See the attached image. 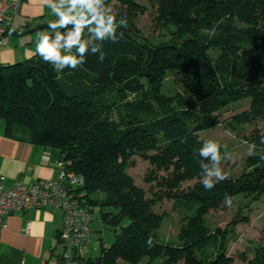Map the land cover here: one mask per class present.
Here are the masks:
<instances>
[{"label": "trees", "instance_id": "trees-1", "mask_svg": "<svg viewBox=\"0 0 264 264\" xmlns=\"http://www.w3.org/2000/svg\"><path fill=\"white\" fill-rule=\"evenodd\" d=\"M148 1L163 4L159 11L167 34L141 36L130 10L137 3L117 0L114 7L105 0L116 20L126 23L117 27L115 42H90L85 63L75 70L58 74L38 53L0 64V119L8 133L58 149L84 177L92 212L98 207L115 233L109 247L101 243L97 264L157 258L161 264H232L227 253L232 227L247 217L239 214L210 229L206 215L225 205L226 194L234 197L232 204L241 194L244 205L262 207L264 160L208 190L201 165L210 161L199 155L204 140L198 132L215 126L217 114L239 100H250L253 115L264 113V0ZM95 47L100 52L93 53ZM170 73L185 91L171 96L161 91ZM134 154L153 168L145 180H156L154 197L146 198L124 171ZM157 170L164 174L156 175ZM193 179L191 187L180 189ZM163 198L187 210L180 244L158 239L164 214L153 207ZM204 244L212 250L202 261L194 250ZM246 264H264V244L255 246Z\"/></svg>", "mask_w": 264, "mask_h": 264}, {"label": "rangeland", "instance_id": "rangeland-1", "mask_svg": "<svg viewBox=\"0 0 264 264\" xmlns=\"http://www.w3.org/2000/svg\"><path fill=\"white\" fill-rule=\"evenodd\" d=\"M137 7L132 6L134 23L145 38L155 37L159 34H167L169 27L163 25V17L160 14V8L163 6L157 1L131 0ZM111 6L119 7L117 0H111ZM111 8V7H110ZM113 11V9L111 8ZM239 26H249L243 21H238ZM90 25L89 27H94ZM89 35L85 28L84 36ZM166 39V38H164ZM213 58H216L217 52H213ZM161 91L168 96L177 92L185 91L184 85L178 80L176 75L170 73L163 81ZM251 103L248 98L231 103L217 114L218 123L211 128L198 132L202 140H214L221 145V156H224L225 150L231 154L230 159L221 161V168L228 174L229 178L238 177L242 171L248 169L255 162L258 163L264 157V113L253 115L250 111ZM255 144V154L249 155L250 144ZM264 160V159H262ZM152 166L149 161L139 154L129 157L124 167L125 173L132 179L135 185L145 191V197H154L153 193L158 191L156 180L145 178L150 175ZM156 175H163L164 172L157 170ZM203 177V176H202ZM202 180V178H201ZM195 179L181 183L180 189L186 190L191 187ZM97 197L101 196L96 193ZM242 195L236 197V202L229 205H222L217 210H210L206 215V223L210 229L215 226L224 227L234 217L239 214L245 215L248 222L236 221L233 225L232 239L227 245V253L233 258L232 264H246L252 257L255 246L264 244V205L248 206L242 203ZM264 203V200L261 201ZM249 204V203H248ZM253 205V204H252ZM92 240L86 246V253L91 257L99 255L101 243L104 247H109L114 240V228L102 221L98 207H94ZM153 210L157 213H163V222L160 225L157 234L159 241L165 243L180 244L178 233L182 226L183 215L186 213L184 207L175 205L173 199L163 198L158 201ZM123 221L122 224H125ZM211 248L205 244L196 248L194 254L198 260H208L211 255ZM144 259L139 264H161L159 258L151 263ZM179 260L177 264H183ZM118 264H126L118 259Z\"/></svg>", "mask_w": 264, "mask_h": 264}, {"label": "crops", "instance_id": "crops-1", "mask_svg": "<svg viewBox=\"0 0 264 264\" xmlns=\"http://www.w3.org/2000/svg\"><path fill=\"white\" fill-rule=\"evenodd\" d=\"M50 0H25L18 13L9 17L8 43L0 46V64L24 61L36 54L37 33L47 32L57 19ZM56 148L35 144L6 131L0 119V177L4 189L15 180L29 184L59 177ZM0 227V264H56L61 252L58 233L61 212L57 208H31L7 216Z\"/></svg>", "mask_w": 264, "mask_h": 264}, {"label": "built area", "instance_id": "built-area-1", "mask_svg": "<svg viewBox=\"0 0 264 264\" xmlns=\"http://www.w3.org/2000/svg\"><path fill=\"white\" fill-rule=\"evenodd\" d=\"M25 0H0V46L8 43L9 17L18 13ZM69 161L60 158L57 162L59 177L39 179L26 184L15 180L4 189L0 177V227L4 219L31 208H57L61 212V228L58 242L61 252L56 264H97L95 257L86 253V246L92 240L93 212L84 196V177L71 170Z\"/></svg>", "mask_w": 264, "mask_h": 264}, {"label": "clouds", "instance_id": "clouds-1", "mask_svg": "<svg viewBox=\"0 0 264 264\" xmlns=\"http://www.w3.org/2000/svg\"><path fill=\"white\" fill-rule=\"evenodd\" d=\"M49 3L57 17L56 20L48 23L54 35L47 32L37 33L36 53L44 62L50 63L58 74L65 68L75 70L83 65L90 42H102L105 39L115 42L118 39L117 27L126 23L123 18L116 20L111 8L106 6L105 0H50ZM69 25L73 27L69 29ZM90 25L95 26L89 27ZM85 28L89 33L87 39L84 38L83 33ZM57 29L66 31L61 32ZM92 51L100 52V48L95 47ZM99 58L101 61L104 59L103 53ZM255 148L254 143L250 144L248 154L254 155ZM198 151L202 158L210 161L209 164L201 165L203 171L201 182L206 189L211 190L216 183L228 178V174L221 168V161L230 159L231 154L225 150L224 156H221V145L211 139L205 140ZM233 199L234 197L226 194L224 203L230 206Z\"/></svg>", "mask_w": 264, "mask_h": 264}]
</instances>
